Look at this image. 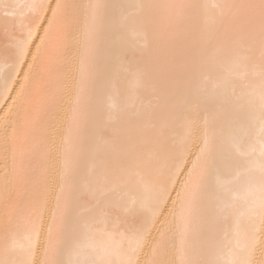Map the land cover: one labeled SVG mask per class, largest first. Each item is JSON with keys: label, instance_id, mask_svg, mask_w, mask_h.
Returning a JSON list of instances; mask_svg holds the SVG:
<instances>
[{"label": "snow or ice", "instance_id": "1", "mask_svg": "<svg viewBox=\"0 0 264 264\" xmlns=\"http://www.w3.org/2000/svg\"><path fill=\"white\" fill-rule=\"evenodd\" d=\"M116 10L131 39L110 35ZM147 47L186 83L159 115ZM109 81L113 132L158 123L115 169L85 171L107 156ZM210 189L231 221L220 240ZM0 264H264V0H0Z\"/></svg>", "mask_w": 264, "mask_h": 264}, {"label": "bare ground", "instance_id": "2", "mask_svg": "<svg viewBox=\"0 0 264 264\" xmlns=\"http://www.w3.org/2000/svg\"><path fill=\"white\" fill-rule=\"evenodd\" d=\"M9 2H15V0H9ZM83 3H88L90 0H81ZM95 2V0H91ZM101 2L109 4H128L136 3L139 0H101ZM124 23L123 16L120 10H116L113 14L110 35L113 29L119 31V34L127 39H131V27L128 25V30L121 28V24ZM136 60L139 62L141 70L144 72L145 77L151 81H159L163 79L166 81V85L160 87L155 94L149 92L148 98L151 99V108L147 109L155 114H162L165 107L173 101V98L178 99L186 87L185 80L177 69H171L158 62L157 53L151 47L144 48L141 52L135 53ZM132 55L129 54L123 59H131ZM121 57L116 58L118 64ZM119 83V81L117 82ZM111 88V82L109 81L104 89L97 96L95 115L96 119L101 123V133L103 140L101 141V147L107 152V156L104 161L98 160L93 156H90L84 162L85 171L99 170L107 165L110 168L115 169V163L123 147L129 142H141L147 143L151 141L154 134L153 124L158 123L154 119H149L146 116H142L140 119L128 122L124 121L118 125H115V131H112L113 126L107 119V107H106V93ZM227 119L226 113H220L214 116L211 126H218L221 122ZM118 171V170H117ZM101 193H98L100 195ZM111 195V193H104ZM223 205L215 199L214 191L210 189L208 201L206 205V216L204 222V230L210 235L214 236L217 240L222 239L223 233L231 223L230 220L226 221Z\"/></svg>", "mask_w": 264, "mask_h": 264}]
</instances>
